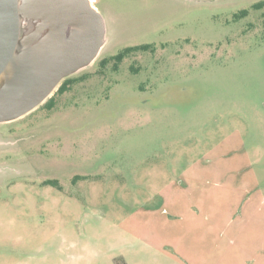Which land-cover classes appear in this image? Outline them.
I'll list each match as a JSON object with an SVG mask.
<instances>
[{
	"label": "rangeland",
	"instance_id": "1",
	"mask_svg": "<svg viewBox=\"0 0 264 264\" xmlns=\"http://www.w3.org/2000/svg\"><path fill=\"white\" fill-rule=\"evenodd\" d=\"M262 1L97 0L94 59L53 110L0 124V264H195L198 177L228 182L239 228L238 184L264 185Z\"/></svg>",
	"mask_w": 264,
	"mask_h": 264
},
{
	"label": "flooded vegetation",
	"instance_id": "2",
	"mask_svg": "<svg viewBox=\"0 0 264 264\" xmlns=\"http://www.w3.org/2000/svg\"><path fill=\"white\" fill-rule=\"evenodd\" d=\"M96 3L97 0H12L16 23L14 54L18 68L14 66L13 54L12 61L0 76V94L9 88L14 92L11 85H14L24 60L35 59L36 66L41 61H52L56 65L62 63V58H79L87 53L94 46L93 39L97 37L98 19L94 15V12L98 13ZM64 78L56 83L53 90L58 92L66 82L62 81ZM31 80V95L41 92L50 84L48 81L42 86ZM50 95L51 92L37 106L46 105L50 100L45 99ZM14 120L0 121V124Z\"/></svg>",
	"mask_w": 264,
	"mask_h": 264
},
{
	"label": "crops",
	"instance_id": "3",
	"mask_svg": "<svg viewBox=\"0 0 264 264\" xmlns=\"http://www.w3.org/2000/svg\"><path fill=\"white\" fill-rule=\"evenodd\" d=\"M194 167L195 165L191 166ZM198 173V176L205 173L202 167L196 170V174ZM243 181L237 186L244 193L241 200L243 204L241 209H236L235 214L245 213V216L236 229L226 220L228 200L222 193L225 192V187H228L227 181H211L204 177L187 181L189 192L196 194L190 198L188 193V209L191 215L186 224L187 228L192 229L194 240L192 253L188 254L190 261L193 259L195 264H224L225 260L228 262L227 259L231 258L229 264H264V239L259 245L253 242L255 236L264 232L258 227H253L255 218L264 214V185L258 179L252 180V183ZM209 187H212L211 191ZM212 192L215 194H211ZM240 237H248L249 240L242 246L237 242Z\"/></svg>",
	"mask_w": 264,
	"mask_h": 264
},
{
	"label": "water",
	"instance_id": "4",
	"mask_svg": "<svg viewBox=\"0 0 264 264\" xmlns=\"http://www.w3.org/2000/svg\"><path fill=\"white\" fill-rule=\"evenodd\" d=\"M95 18L98 19L97 12H94ZM12 0H0V76L9 66L12 61L13 54L15 53L16 40H15V16L13 18ZM97 24V37H95L92 48L79 58H62V63L55 65L51 61H41L38 66L34 65L35 59L22 61V69L19 71L18 76L14 79V92L7 89L4 93L0 94V121L17 119L22 115L32 111L37 105L53 91L56 83L76 70L89 64L96 56L100 46L98 41L100 37L99 19ZM91 30V28H89ZM15 61V54H14ZM14 66L18 68L15 61ZM34 67L33 69L31 67ZM20 67V66H19ZM16 68V69H17ZM19 70V69H18ZM37 81L42 86L49 81V86L41 92L31 95V82ZM13 103V104H12ZM9 115V116H8Z\"/></svg>",
	"mask_w": 264,
	"mask_h": 264
},
{
	"label": "trees",
	"instance_id": "5",
	"mask_svg": "<svg viewBox=\"0 0 264 264\" xmlns=\"http://www.w3.org/2000/svg\"><path fill=\"white\" fill-rule=\"evenodd\" d=\"M252 9L254 10H262L264 9V1L259 2L258 4H255L252 6ZM249 11L248 10H243L241 11L238 15H236L237 18H243V17H247L248 16ZM149 49L148 45H142V46H137V47H131V48H126L125 50H123L121 53H119L118 55L111 57L109 59L104 60L102 63L105 64L108 62V60H114L115 61V71H118V65L119 63H121L123 61V59L130 55L133 52H137V51H147ZM75 80H67L58 90V92L56 93V95H62L65 92H67L70 88V86L73 84ZM55 95V96H56ZM55 96L53 98L50 99V101L45 105L46 108L48 110H53L55 107Z\"/></svg>",
	"mask_w": 264,
	"mask_h": 264
}]
</instances>
